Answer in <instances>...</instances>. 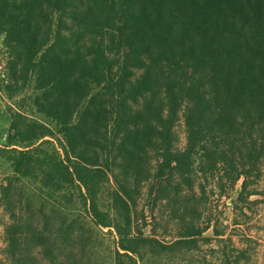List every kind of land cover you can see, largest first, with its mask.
I'll return each mask as SVG.
<instances>
[{"label": "trees", "instance_id": "1", "mask_svg": "<svg viewBox=\"0 0 264 264\" xmlns=\"http://www.w3.org/2000/svg\"><path fill=\"white\" fill-rule=\"evenodd\" d=\"M0 40L4 92L30 87L45 120L10 112L0 264H86L84 213L116 236L113 264L201 246L211 255L187 264H249L207 214L203 182L239 183L230 232L263 204L264 0H0ZM144 188L150 236L133 226Z\"/></svg>", "mask_w": 264, "mask_h": 264}, {"label": "rangeland", "instance_id": "2", "mask_svg": "<svg viewBox=\"0 0 264 264\" xmlns=\"http://www.w3.org/2000/svg\"><path fill=\"white\" fill-rule=\"evenodd\" d=\"M4 50L1 45L0 40V148L6 145L7 138L9 135V126H10V112L11 109L20 108L21 111L25 112L32 119L45 122L42 116L36 114L31 106V101L29 97L31 96L30 87L26 86L24 91L16 93L11 99L6 95L3 90V65L5 63ZM180 135L181 146L183 144V135L181 129L178 130ZM11 168L9 164L0 157V184H4L6 179L11 177ZM205 187L206 194L203 197V200L206 203V212L211 214V216H216L221 225V230L228 227L226 230L227 234L232 236L235 245L241 246L240 242L247 248V251L250 254L249 264H264V199L259 197L258 199L263 202V204H258L254 206L252 212L248 214V218L245 219L244 225L239 231L230 232L232 227V203L236 198L237 192L239 190V183L234 187L233 190L225 189L224 192L216 188L215 182L212 179H208L207 182H203ZM264 188V179L261 184ZM20 188L24 191L25 194L34 193L37 190L36 184L33 181L24 180L20 184ZM51 202V201H49ZM54 202V201H53ZM203 202V201H202ZM105 204L104 201H102ZM150 201L148 199L145 188L142 191L141 196L138 199L136 207V220L133 226L138 227L141 233L144 236L151 235V226L152 214H150ZM105 206V205H104ZM83 220L87 223L88 227L91 229V242L89 246L88 253L85 258L86 264H113V253L116 249L117 238L114 233L107 231L105 229H99L91 223V219L85 213L81 214ZM155 216H158V211L154 213ZM145 218V220H143ZM143 220V221H142ZM6 219L3 213L0 210V258L1 251L4 247V236H3V225L5 224ZM157 237L159 240L168 242L172 240V236L175 233L173 229V224L169 222L166 217L159 219L155 228ZM177 232V231H176ZM205 237H211L212 232L209 230L204 235ZM244 238L250 239L248 242H245ZM201 249L196 253H191L189 256L182 257L179 259H171L168 261V258L160 260L156 259L151 261L149 264H187V262H197L200 261V258L205 256H210L208 251L209 247L201 246ZM217 250V244L213 242L212 247ZM217 263L218 259H209Z\"/></svg>", "mask_w": 264, "mask_h": 264}]
</instances>
